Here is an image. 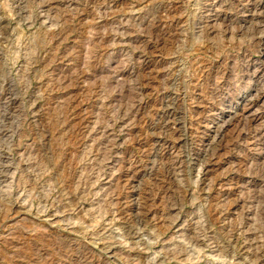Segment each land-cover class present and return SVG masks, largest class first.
I'll return each instance as SVG.
<instances>
[{
  "label": "rangeland",
  "instance_id": "374dc122",
  "mask_svg": "<svg viewBox=\"0 0 264 264\" xmlns=\"http://www.w3.org/2000/svg\"><path fill=\"white\" fill-rule=\"evenodd\" d=\"M0 264H264V0H0Z\"/></svg>",
  "mask_w": 264,
  "mask_h": 264
},
{
  "label": "bare ground",
  "instance_id": "6f19581e",
  "mask_svg": "<svg viewBox=\"0 0 264 264\" xmlns=\"http://www.w3.org/2000/svg\"><path fill=\"white\" fill-rule=\"evenodd\" d=\"M18 91H19V90H18ZM167 104H168V103H167ZM167 108H168V107H167ZM172 112H173V111H172ZM170 115H171V114H170ZM170 115H169V116H170ZM167 116H168V115H167ZM166 120H167V119H166ZM176 139H177V138H176ZM171 142H172V141H171ZM251 142H252V141H251ZM165 143H166V142H165ZM172 146H173V145H172ZM174 146H175V145H174ZM174 146H173V147H174ZM165 147H166V144H165ZM33 175H34V174H33ZM35 179H36V178H35ZM210 222H211V221H210ZM224 231H225V230H224ZM90 256H91V255H90ZM79 258H80V257H79Z\"/></svg>",
  "mask_w": 264,
  "mask_h": 264
}]
</instances>
